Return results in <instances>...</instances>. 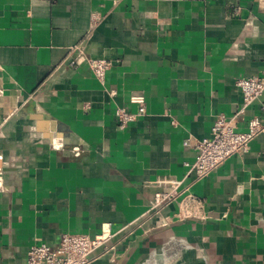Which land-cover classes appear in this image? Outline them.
Returning a JSON list of instances; mask_svg holds the SVG:
<instances>
[{
    "label": "crops",
    "instance_id": "0c3cea01",
    "mask_svg": "<svg viewBox=\"0 0 264 264\" xmlns=\"http://www.w3.org/2000/svg\"><path fill=\"white\" fill-rule=\"evenodd\" d=\"M263 71L264 0H0V264L103 231L89 264H264V132L198 180L185 165ZM156 178L183 187L149 211Z\"/></svg>",
    "mask_w": 264,
    "mask_h": 264
},
{
    "label": "built area",
    "instance_id": "2783aa9c",
    "mask_svg": "<svg viewBox=\"0 0 264 264\" xmlns=\"http://www.w3.org/2000/svg\"><path fill=\"white\" fill-rule=\"evenodd\" d=\"M97 19L98 17L92 14V24ZM74 52H78L79 56L83 54L79 48L75 49ZM87 60L94 76L100 82L103 81L111 62L103 58H89ZM70 63L74 64L75 60H71ZM235 85L240 92V107L230 117L218 115L213 122L210 135L195 141L196 157L191 164L185 163L188 166L186 176L193 174L195 180L205 177L234 153L248 151L250 141L264 132V123L258 116L249 118L246 131L238 132L234 129L237 117L245 111L248 105L263 94L264 77H239L235 79ZM129 101L137 104L138 110L131 112L124 107L116 109L115 117L120 129L144 113L142 95H132ZM259 108L261 117L264 118V101L260 103ZM187 143L184 141L185 145ZM182 184L183 179L175 178H156L146 181L143 184L144 188L155 187L157 189L150 201L149 211H156L161 205L174 201L181 192ZM110 236V233L104 231L94 236L63 233L55 248H51L43 242L32 244L27 251L26 264H89L92 253L103 246Z\"/></svg>",
    "mask_w": 264,
    "mask_h": 264
}]
</instances>
